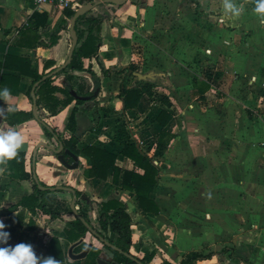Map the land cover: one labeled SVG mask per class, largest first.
<instances>
[{
	"label": "crops",
	"instance_id": "obj_1",
	"mask_svg": "<svg viewBox=\"0 0 264 264\" xmlns=\"http://www.w3.org/2000/svg\"><path fill=\"white\" fill-rule=\"evenodd\" d=\"M104 1L69 0L58 8L0 0V131L19 132L17 155L24 154L30 176L14 179L9 159L0 161V210L17 205L34 182L80 194L74 205L69 192L58 193L55 219L20 206L0 215L12 227L23 212L7 243H31L41 258L53 250L62 255H54L60 264H95L87 260L95 247L97 260L113 262L92 232L71 243L64 229L83 210L91 226L112 237L101 228L97 206L115 199L131 217L129 253L146 264H180L190 253L212 254L196 264H264V22L254 12L256 0H232L242 9L238 16L225 11V0ZM84 5L94 6L91 11L101 5L94 13L107 15L98 31L85 34L97 52L82 59V70L58 74L76 44L72 18ZM48 77L54 88L71 85V102L55 115L36 105L33 83ZM144 84L152 96L143 93L134 108L124 109L121 90ZM52 96L66 98L57 90ZM162 110L171 116L164 126L156 122ZM16 111L32 116L4 120ZM72 112L78 149L117 154L121 173H142L120 154L129 144L151 159L158 173L149 198L158 213L140 209L134 193L122 189L121 174L115 184L111 170L105 180L87 179V157L78 155L73 170L58 160V139L46 138L36 118L63 141L72 134Z\"/></svg>",
	"mask_w": 264,
	"mask_h": 264
},
{
	"label": "trees",
	"instance_id": "obj_2",
	"mask_svg": "<svg viewBox=\"0 0 264 264\" xmlns=\"http://www.w3.org/2000/svg\"><path fill=\"white\" fill-rule=\"evenodd\" d=\"M91 2V1H90ZM101 5H97L93 11H87L81 15L74 26V33L76 37V44L73 47L72 56L69 64L59 73H65L70 75L73 71H80L83 69L82 59L86 57L94 56L97 52V44L90 43V39L87 37L85 40V34L89 36L93 30L98 31L100 24L106 18V14L94 13ZM56 73V74H57ZM51 78H47L44 81H40V78H36L34 83L38 82L35 95L38 96L36 99V105H43L47 108L51 115L57 114L60 107L68 105L72 96L68 93L71 90V85L65 82L64 89L60 90L51 86ZM97 82V80H96ZM97 85V83H96ZM152 87L148 84H144L139 88L131 90H121L120 96L123 100L124 109L134 108L144 93L147 96H152ZM61 91L65 93L66 98L63 101H58L52 96L54 91ZM30 92V91H29ZM75 112H72L68 120V129L72 133L69 139L60 140L55 131H53L43 120L36 118L40 123L43 133L46 138L55 137L59 141L61 146V152L57 153L63 155L68 160L69 156L65 151H70L74 155L78 156L82 154L87 157L90 161L89 167L84 170L83 175L85 178H96L105 180L108 171H112V182L115 184L118 182V178L121 174V187L124 190H128L134 193L136 200L139 204L140 209L145 213H158V208L154 202L149 198L154 186L156 185V175L158 173L157 168L152 164L151 159L142 151H140L135 143L129 144L120 151V154L130 159L137 169H140L142 173L136 171H123L116 166L117 154L106 151L101 148L94 146H87L82 149L77 148L78 139L73 136V128L75 126L74 119ZM28 119L32 114L25 112H12L4 115L5 121H10L11 118ZM171 119V116L164 110L160 111L156 117V122L160 125H166ZM56 154V151H53ZM68 158V159H67ZM8 168L10 177L14 179L28 180L30 176L24 172V154L20 153L16 157L9 159ZM69 192L74 196V205L77 204V198L80 194L75 190L61 187H49L40 182H34L31 187V191L25 196L17 205H12L8 209L0 210V215L11 216L12 213L20 206L22 210H27L31 214H34L36 210L41 213L48 215L51 219H55L61 216V211L57 210V204L59 201L56 198L58 193ZM70 212L71 210L68 209ZM76 216L73 220L65 224V235L69 242H74L86 232L90 231L100 241L104 243V246L113 253L114 261L117 264H146L142 259L136 258L129 253L131 245V217L126 212L125 205L118 200H109L102 202L97 206L98 220L103 230H108L112 237H105L98 232L86 219V215L83 210H75ZM22 213L18 214V220L14 226H6V231L10 233L11 239L15 233V228L21 225ZM52 246H57L56 240L53 241ZM58 250L59 247L57 246ZM225 251V249L223 250ZM222 251V252H223ZM98 249L93 247L88 253L87 260L92 261L96 264L98 258ZM58 256L52 250V256ZM210 254L209 256H211ZM54 256L55 258H57ZM207 256V257H209ZM59 260H62V255L58 256ZM196 253H190L188 256L180 262V264H196L198 260L207 259ZM245 264L246 261L242 260Z\"/></svg>",
	"mask_w": 264,
	"mask_h": 264
},
{
	"label": "clouds",
	"instance_id": "obj_3",
	"mask_svg": "<svg viewBox=\"0 0 264 264\" xmlns=\"http://www.w3.org/2000/svg\"><path fill=\"white\" fill-rule=\"evenodd\" d=\"M224 9L233 16H238L242 11L232 0H225ZM254 12L259 14L264 22V0H256ZM4 91L7 93V89ZM22 143L23 139L15 129L0 131V161L16 157ZM5 229V222L0 220V264H60V261L52 256H38L31 243L21 241L15 245L8 244L10 233Z\"/></svg>",
	"mask_w": 264,
	"mask_h": 264
},
{
	"label": "water",
	"instance_id": "obj_4",
	"mask_svg": "<svg viewBox=\"0 0 264 264\" xmlns=\"http://www.w3.org/2000/svg\"><path fill=\"white\" fill-rule=\"evenodd\" d=\"M125 0H105L104 3H111V4H114V5H119L121 3H123ZM94 6H90V5H84L82 6L81 8H79L75 13H74V16L72 18V22H71V31H73L74 29V25H75V21L81 16L83 15L84 13H86L87 11H89L91 8H93ZM75 36V34H74ZM76 39V37H75ZM72 51H73V48L71 49L70 53H69V58H68V61L66 62V64H64L62 66V68H65L68 63L70 62L71 60V56H72ZM61 152V147L56 151V153H60ZM65 153L69 156V158L71 159V162H69L68 160H66L63 155H59L58 156V160L68 169H77L78 168V157L76 155H74L73 153H71L70 151H65ZM80 256H83V254L79 255L78 257ZM97 264H117L115 261L113 262H108V261H105V260H102V259H98L97 260Z\"/></svg>",
	"mask_w": 264,
	"mask_h": 264
},
{
	"label": "built area",
	"instance_id": "obj_5",
	"mask_svg": "<svg viewBox=\"0 0 264 264\" xmlns=\"http://www.w3.org/2000/svg\"><path fill=\"white\" fill-rule=\"evenodd\" d=\"M32 4L39 7L44 4H53L58 8L67 7L69 5V0H29Z\"/></svg>",
	"mask_w": 264,
	"mask_h": 264
}]
</instances>
